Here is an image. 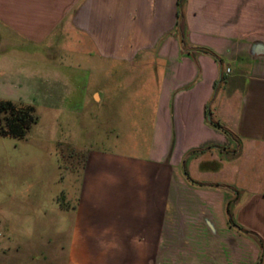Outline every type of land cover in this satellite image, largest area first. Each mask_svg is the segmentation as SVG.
Wrapping results in <instances>:
<instances>
[{
    "label": "crops",
    "instance_id": "crops-1",
    "mask_svg": "<svg viewBox=\"0 0 264 264\" xmlns=\"http://www.w3.org/2000/svg\"><path fill=\"white\" fill-rule=\"evenodd\" d=\"M55 34L129 74L80 98L109 136L72 203L56 197L72 213L55 224L65 245L26 249L10 228L26 213L8 210L0 264H264V0H0V44L53 49ZM29 61L33 80L52 73L47 56L0 53V78ZM72 72L61 65V83Z\"/></svg>",
    "mask_w": 264,
    "mask_h": 264
},
{
    "label": "rangeland",
    "instance_id": "rangeland-1",
    "mask_svg": "<svg viewBox=\"0 0 264 264\" xmlns=\"http://www.w3.org/2000/svg\"><path fill=\"white\" fill-rule=\"evenodd\" d=\"M54 38L53 49L49 48L51 43L39 45L25 40L0 44V53L7 58L31 60L34 56L40 59L47 56L53 62L52 73H48L46 79L45 74L39 81L32 79L30 61L27 64L17 62L15 73H6L0 78V99L33 107L37 117L24 139L0 135V220L6 219L8 210L25 212L24 224L20 225L18 218L12 216L10 228L17 234H27L23 242L26 249L35 247L38 251L47 244V250L55 252V257L60 252L59 247L67 241L66 235L56 234L55 224L58 221L68 223L72 216L68 212L59 214L56 197L63 205L72 203L76 195L75 179L86 152L104 149L102 144L109 136L108 130L98 125L94 118L98 107L85 105L80 98L92 97L99 89L119 93L129 72L116 75L112 70L114 65L80 55L77 48L80 40L76 35L55 34ZM80 43L86 45L82 39ZM61 65L71 66L74 82L61 83ZM112 80H117L115 86L108 85ZM64 86L78 96L65 101L60 99L65 93H60ZM248 188L256 190L253 184H248ZM5 230L2 222L0 239ZM64 261L59 254L55 264H64Z\"/></svg>",
    "mask_w": 264,
    "mask_h": 264
},
{
    "label": "trees",
    "instance_id": "trees-1",
    "mask_svg": "<svg viewBox=\"0 0 264 264\" xmlns=\"http://www.w3.org/2000/svg\"><path fill=\"white\" fill-rule=\"evenodd\" d=\"M205 54L209 53L205 52ZM35 114L33 107L0 99V135L2 137L16 138L19 140L24 139L31 127L37 122ZM211 125L231 136V134L225 131L220 124L211 123ZM228 215L229 224L236 226L232 215L229 213Z\"/></svg>",
    "mask_w": 264,
    "mask_h": 264
}]
</instances>
